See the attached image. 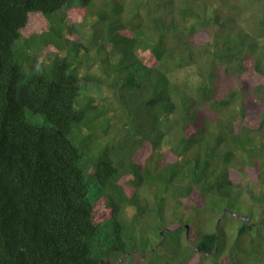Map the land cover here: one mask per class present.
<instances>
[{
    "label": "trees",
    "instance_id": "16d2710c",
    "mask_svg": "<svg viewBox=\"0 0 264 264\" xmlns=\"http://www.w3.org/2000/svg\"><path fill=\"white\" fill-rule=\"evenodd\" d=\"M33 13L47 29L25 39ZM72 131L129 145L84 142L93 200ZM121 258L264 264V0H0V264Z\"/></svg>",
    "mask_w": 264,
    "mask_h": 264
},
{
    "label": "rangeland",
    "instance_id": "374dc122",
    "mask_svg": "<svg viewBox=\"0 0 264 264\" xmlns=\"http://www.w3.org/2000/svg\"><path fill=\"white\" fill-rule=\"evenodd\" d=\"M75 7H76V5L73 4L70 7L71 9H69V11L67 10L69 13L67 15L66 20H67V23L69 25H72L73 22H78L80 19L82 20V18L79 15L75 16L74 14H72V12H74ZM142 14L144 16V12H142ZM46 29H47V22L44 19V17L39 13H33V14H29L28 22H27L26 26L21 30V34H22L23 38L27 39V38L31 37L32 35L39 34L40 32H42ZM88 34H89V25L86 24V26H84L83 28H80V29H77L74 27L73 30L70 31V33H68V36H70V38H72L73 40H76V39L77 40H83L87 37ZM18 46L21 47L20 44ZM50 47L53 50H55V48L53 46L50 45ZM32 48H35V47L32 45ZM34 50H35V52L32 50H30V51L34 52V55L36 56V59L38 60V62L40 61L41 63H44V64L52 62L56 57L55 54H53L54 53L53 50L50 51V49H48V46H45L43 49L38 50V51L36 50V48ZM49 52H51L52 55L48 56ZM175 78L178 81H182V80L187 79V78H190L191 80L195 79L194 74L192 72L191 73L190 72H188V73H186V72L185 73H183V72L177 73V76H175ZM84 93L94 96L95 98H97V100L100 103L108 95V91L106 88L99 90L95 87H88V91H85ZM110 101H112V99ZM26 118L35 124H42L44 121L42 116L35 115V114L30 113V112H26ZM74 130H75V128L73 129V131ZM73 131L70 135L71 141L77 147L80 146V147L84 148L85 150H87V149L84 147V142L87 144V147L90 148L91 151L92 150L97 151V150H99V148H106L107 150H110V148L114 145L119 150H121L122 147L127 149V147L129 146L128 144L125 145L126 147L122 146L121 145L122 139H120V138L115 139V138H107L105 136L104 137L99 136L98 134H100L101 132H96V133L91 132V133H88V136H87V132L82 133V132L76 131L77 133H74ZM82 135H83V141L78 142L76 139L81 137ZM123 151L124 152H123L122 158L124 159V157L126 156V151L125 150H123ZM86 155H87V157H91V154H89V150H87V153H85V151L83 153V161L81 163V168H82V171H83V174L85 177V181L90 186L89 196L93 200L95 197L94 189H92L93 181L91 178V174H93V168L91 165L84 162V156H86ZM195 199L188 202V205L193 203V201ZM186 208H188L187 204H186ZM95 211H96V218H97V221L99 223L104 222L105 220L109 219V217H110V209L107 208V206L105 205V201L103 199H98L96 201ZM126 215H127V218L129 220H132L134 218V210L129 208L126 212ZM135 220H136V222H135V233H136V235H138L139 232L144 227L145 221L139 220L136 218H135ZM99 226H100L101 237L106 242V246H111L112 232L110 230L109 225L105 222ZM188 227L190 228V225H188L186 228H188ZM229 232H231V231L229 230ZM121 261H122V258L118 259L116 263H114V262L111 263L110 261L109 262H110V264H117ZM204 263L210 264L211 260H206L203 262V264Z\"/></svg>",
    "mask_w": 264,
    "mask_h": 264
}]
</instances>
